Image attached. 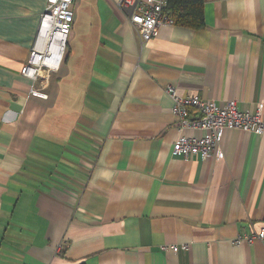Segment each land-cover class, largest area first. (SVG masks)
I'll list each match as a JSON object with an SVG mask.
<instances>
[{
	"label": "crops",
	"instance_id": "crops-1",
	"mask_svg": "<svg viewBox=\"0 0 264 264\" xmlns=\"http://www.w3.org/2000/svg\"><path fill=\"white\" fill-rule=\"evenodd\" d=\"M116 2L74 0L60 69L33 83L46 0H0V264H264L245 239L264 227V135L174 158L200 132L165 93L264 117V0H204L201 28L147 42Z\"/></svg>",
	"mask_w": 264,
	"mask_h": 264
},
{
	"label": "built area",
	"instance_id": "built-area-1",
	"mask_svg": "<svg viewBox=\"0 0 264 264\" xmlns=\"http://www.w3.org/2000/svg\"><path fill=\"white\" fill-rule=\"evenodd\" d=\"M73 5L74 0H46L44 12L40 17L36 42L21 69V75L32 80L33 83L46 79L44 74L46 76L60 68L66 44L72 32ZM116 5L119 10L128 12V21L136 30L141 42L155 38L160 27L173 26V21L164 14L167 0H117ZM42 32L44 34H41ZM54 43L62 46L56 68L51 66L54 64V53L51 48ZM30 93L43 98V95L36 91L31 90ZM165 93L173 103L172 112L178 120L179 133L183 130L200 132L199 137L180 135L171 147L170 154L174 158L214 156L218 160L223 159L220 142L225 129L264 135L263 106L261 105L254 114H249L239 111L234 101H229L219 108L212 101L202 100L197 95L181 98L173 86H167ZM245 239L248 243L254 240L264 241V227ZM239 242L238 239L235 243L239 244ZM63 247L64 245L57 249V255L62 254Z\"/></svg>",
	"mask_w": 264,
	"mask_h": 264
},
{
	"label": "trees",
	"instance_id": "trees-1",
	"mask_svg": "<svg viewBox=\"0 0 264 264\" xmlns=\"http://www.w3.org/2000/svg\"><path fill=\"white\" fill-rule=\"evenodd\" d=\"M203 1L167 0L164 14L173 21L174 26L199 29L203 26Z\"/></svg>",
	"mask_w": 264,
	"mask_h": 264
},
{
	"label": "bare ground",
	"instance_id": "bare-ground-1",
	"mask_svg": "<svg viewBox=\"0 0 264 264\" xmlns=\"http://www.w3.org/2000/svg\"><path fill=\"white\" fill-rule=\"evenodd\" d=\"M41 34H44V32H42ZM61 44L60 46L57 44V43H54L51 48H52V52L54 53V56H53V62H56L59 60L60 58V50H61Z\"/></svg>",
	"mask_w": 264,
	"mask_h": 264
},
{
	"label": "rangeland",
	"instance_id": "rangeland-1",
	"mask_svg": "<svg viewBox=\"0 0 264 264\" xmlns=\"http://www.w3.org/2000/svg\"><path fill=\"white\" fill-rule=\"evenodd\" d=\"M65 52H66V51H65ZM65 54H66V53H65ZM64 56H65V55H64ZM57 62H58V61H57ZM54 63H56V62H54ZM59 69H60V68H58V70H59ZM58 70H56V71H54V72H55V73H57V72H58ZM55 73H53V72H50V74H49V75H50L51 77H53Z\"/></svg>",
	"mask_w": 264,
	"mask_h": 264
}]
</instances>
